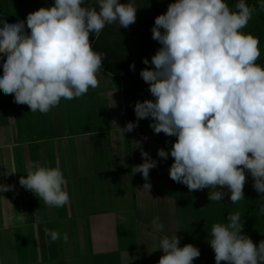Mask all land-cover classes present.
<instances>
[{
  "label": "clouds",
  "instance_id": "9594fccd",
  "mask_svg": "<svg viewBox=\"0 0 264 264\" xmlns=\"http://www.w3.org/2000/svg\"><path fill=\"white\" fill-rule=\"evenodd\" d=\"M264 10V0H258ZM257 5L237 0L235 11L225 0H175L167 11L155 17L152 39L161 47L140 76L154 99L137 101L136 120L120 127L134 131L139 121L150 119L155 134L176 137L169 151L157 150L162 160L169 155L173 163L169 177L190 192L209 189V201H222L227 195L235 204L244 199L245 170L253 178V189L264 194V67L259 39L242 31L256 12ZM130 0H54L26 20L8 23L0 19V60L4 62L0 90L12 96L30 112L47 114L61 99L73 100L99 87L106 54L93 49L107 25L127 29L137 19ZM6 57V59H5ZM135 70V64H130ZM113 92L110 93L112 98ZM115 101H113V107ZM143 163L132 167L145 181L141 191L149 193L150 170L157 160L135 141ZM63 172L38 163L19 178V184L52 207L70 202ZM14 185L0 184V193L13 191ZM264 198V196H262ZM20 222L24 213L17 217ZM152 228L163 232L165 225L154 217ZM240 212L229 213L226 223H215L208 243L215 264H264V240L259 244L243 232ZM165 235L159 243L158 264H193L200 250L192 244L180 247L176 233ZM47 232V230H46ZM52 242L61 239L50 231ZM68 241V235H63Z\"/></svg>",
  "mask_w": 264,
  "mask_h": 264
},
{
  "label": "crops",
  "instance_id": "0c3cea01",
  "mask_svg": "<svg viewBox=\"0 0 264 264\" xmlns=\"http://www.w3.org/2000/svg\"><path fill=\"white\" fill-rule=\"evenodd\" d=\"M98 79L99 87L78 99H61L47 114L30 112L28 105L16 104L0 90V184L15 186L0 193V264H158L160 240L177 231L175 222L166 227L164 216L138 200L163 197L153 189L141 191L145 181L132 172L143 163L134 143L141 141L158 162L150 170L152 188L167 191L163 188H170L171 180L166 161L157 155L164 147L138 127L120 137L112 122L120 127L129 122L124 86L103 72ZM131 98L143 101L134 94ZM37 163L63 172L68 204L48 206L19 184ZM122 188H136L135 203L129 201L130 193H113ZM107 194L108 203L100 204ZM21 213L23 222L17 219ZM157 216L165 225L163 232L152 228ZM50 231H58L61 239L52 242Z\"/></svg>",
  "mask_w": 264,
  "mask_h": 264
},
{
  "label": "trees",
  "instance_id": "16d2710c",
  "mask_svg": "<svg viewBox=\"0 0 264 264\" xmlns=\"http://www.w3.org/2000/svg\"><path fill=\"white\" fill-rule=\"evenodd\" d=\"M90 1L86 0V4L91 5ZM225 2L230 9L235 11L237 0H225ZM246 3L257 5V9L242 31L259 39L260 57L256 63L264 67V10L258 7V0H246ZM158 15L160 14L145 18L137 43L132 40L130 46L125 40L119 39L116 33H110L106 28L98 39L92 38L93 49L106 54L100 72L120 81L127 91L144 100L154 99L148 91V84L141 78L140 71L146 67H152L151 63L145 65L142 61L147 58L151 62L153 54L161 47L157 41L151 38V28ZM114 36L118 39L113 40ZM136 44L141 49V53L132 49ZM133 63L135 64L134 71L129 67ZM151 138L159 142L166 151L170 150V147L161 143L160 140H156L153 136ZM169 162L170 155L166 160L167 169H169ZM167 171L169 173V170ZM179 185L180 193L178 196L172 197L180 206L183 217L179 227L182 236L180 247L192 244L200 250L201 255L193 260L194 264H215V254L208 243V239H211V228L215 223H226L229 213H241L243 232L254 243L258 245L261 240H264V198H262L264 194L257 193L253 189L251 175L244 185V199L235 204L229 200L227 195L222 201H209L207 198L209 189L190 192L185 185L180 183ZM158 192L165 194L163 191ZM221 264H227V262H221Z\"/></svg>",
  "mask_w": 264,
  "mask_h": 264
},
{
  "label": "rangeland",
  "instance_id": "374dc122",
  "mask_svg": "<svg viewBox=\"0 0 264 264\" xmlns=\"http://www.w3.org/2000/svg\"><path fill=\"white\" fill-rule=\"evenodd\" d=\"M94 2L95 0H91L90 4H94ZM120 2L127 3L128 0H120ZM130 2H132L136 7H138L136 22L130 25L127 29L123 27L119 28L117 24L107 25L105 27L106 30H108V32L114 33V34L116 33L119 39L125 40L128 46H130L133 41L137 43L140 37L141 31H142V23L145 20V18L152 17L157 14L165 13L167 11V7L169 3H173L175 2V0H130ZM53 4H54V0H0V19L6 20L10 24L15 23L17 20H26V17L29 13L34 12L41 7H50ZM0 27H2V25H0ZM114 39H118V38L114 36L113 40ZM132 49H134L137 53L142 52L137 44ZM124 91L126 92L125 93L126 116L129 122H134L136 120L135 113H134V105L136 102H134L133 98H131V95H132L131 92L127 91L125 88H124ZM142 100L144 101L143 98ZM150 123H151L150 119L140 120L138 129L147 133L151 137L152 136L155 137L156 140H160L161 143L163 142L165 145L171 148V145L175 142L176 137H167L163 133L155 134L153 130L149 127ZM172 163H173V158L170 156L169 168ZM166 170H169L167 169V166H166ZM245 175H246V181H248L250 173H248L247 170H245ZM179 188H180L179 183H176L173 180H171L170 188H163L164 190H167L165 191V194L158 192V191H162L159 188H151L155 192L159 193V195H162L163 199L159 198L157 201L156 199L157 197H147L146 196V197H140V199L138 200L140 202H143L145 205H149L155 208V210L159 212L160 216L162 217L164 216L165 221L168 223L166 227H168L170 224V228H172L174 224V223L172 224V222H175V228L179 230L183 217L181 215L180 206L174 200L175 199L174 197L178 196V193H180L181 191V189ZM136 191H137L136 188H124V189L122 188L118 191L115 189L113 193L115 195H124V194L130 193L129 201L135 203L136 198L134 201V193L136 194L137 193ZM107 198H108V194L105 199L106 201L100 200L99 201L100 204L108 203ZM167 200L170 202L168 203ZM164 202H167V204H165ZM162 209L164 210V212ZM172 235H173V232H171L170 236ZM181 241H182V236L180 238V244H181Z\"/></svg>",
  "mask_w": 264,
  "mask_h": 264
}]
</instances>
